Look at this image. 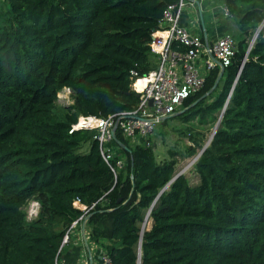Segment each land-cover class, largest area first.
Returning <instances> with one entry per match:
<instances>
[{
    "label": "trees",
    "instance_id": "obj_1",
    "mask_svg": "<svg viewBox=\"0 0 264 264\" xmlns=\"http://www.w3.org/2000/svg\"><path fill=\"white\" fill-rule=\"evenodd\" d=\"M179 1L0 0V264H54L83 215L112 264H138L155 201L141 264H264V33L248 52L264 0H224L236 54L215 89L220 68L182 107L193 105L183 116L202 128L222 115L195 164L199 183L182 174L158 197L178 173L176 159L158 161L155 140L135 144L118 130L107 163L95 131L70 133L80 115L138 106L132 84L158 66L151 35ZM65 87L74 103L58 114ZM31 199L41 212L30 221Z\"/></svg>",
    "mask_w": 264,
    "mask_h": 264
},
{
    "label": "built area",
    "instance_id": "obj_2",
    "mask_svg": "<svg viewBox=\"0 0 264 264\" xmlns=\"http://www.w3.org/2000/svg\"><path fill=\"white\" fill-rule=\"evenodd\" d=\"M210 0H180L163 12L160 26L151 35L149 43L151 52L158 58V66L146 76L138 77L132 84V89L139 96L138 106L129 111H122L108 116L80 115L77 123L73 124L70 133L75 130L95 131L94 139L99 142L100 151L107 163L115 154V148L110 143L115 140L113 131L116 129L132 139L135 144L146 142L150 145V136L154 137L159 127L168 117L178 113L189 97L201 91L210 73L217 68L228 67L236 54L237 42L230 34L214 41L203 39L201 34H194L185 24L187 11L197 7L199 14L197 23L200 28L201 5ZM226 16L229 13L224 8ZM201 31V28H200ZM264 32V21L258 29V34ZM205 38V37H204ZM132 74L138 76L137 72ZM66 95L59 99L64 103L71 101L72 90L65 87ZM152 101V104H151ZM119 167L123 161L117 162ZM115 171V169L113 168ZM75 205L83 210L87 207L76 202ZM32 203L27 218L33 220L38 215V209ZM88 211V210H87ZM86 211V212H87ZM88 216H81L74 221L63 237L61 248L72 240V231L82 224L87 226ZM57 254L54 264H70ZM102 264H112L109 256L103 252Z\"/></svg>",
    "mask_w": 264,
    "mask_h": 264
},
{
    "label": "rangeland",
    "instance_id": "obj_3",
    "mask_svg": "<svg viewBox=\"0 0 264 264\" xmlns=\"http://www.w3.org/2000/svg\"><path fill=\"white\" fill-rule=\"evenodd\" d=\"M205 7H207V4H205ZM207 15V14H206ZM190 18L193 20L194 14H190ZM206 19V17H205ZM208 26L210 24L208 23ZM230 35L234 36L236 40L238 39L237 34L234 31H228ZM264 33V32H263ZM62 97L66 95V92L64 90L61 91ZM208 94V93H206ZM205 94V95H206ZM207 96V95H206ZM71 101L67 104L64 103L62 100H57V112L58 114H62L63 109L65 107H68L74 103L73 100V94L70 95ZM193 106V105H192ZM190 107L182 108L178 113L181 114V111L185 110L187 111ZM184 111V112H185ZM177 113L176 116L168 118L165 123H163L158 131L155 133L154 137H152V140H155V148L156 152L158 154V161L161 163L165 162L167 160L176 159L177 161V173L183 174L191 184L195 185L199 183V176L195 169V164L199 160L198 156L202 152L203 148L207 146L208 141L210 140L215 127H198L197 119L195 118L192 122H188L183 115ZM216 126V125H215ZM151 138V136H150ZM132 141V139L130 138ZM195 140H198L200 142V145L195 144ZM195 147V151L192 153L189 150V147ZM90 147V142L86 143L80 148V152H87ZM34 203L36 208L38 209V215L41 212V204L40 202L31 199L27 204L24 206V211L26 214H28V211ZM36 216V218L38 217ZM35 219V218H33ZM145 220V219H144ZM31 221V220H30ZM143 224H141V229H143ZM152 225V219L149 218L148 223L146 224V228L144 230H148L151 228ZM79 228V227H78ZM80 229V228H79ZM81 230V229H80ZM72 240L69 244L65 245V248L63 250V254L61 255L64 257V253L71 247V245H74V240H80L79 244L84 245L87 249L86 242L83 239V236H81L80 233H78L77 230L72 231ZM88 238V237H87ZM89 243L91 244L90 240L88 239ZM91 253L87 252L88 256L93 253L94 258H96L102 249L96 246L91 245Z\"/></svg>",
    "mask_w": 264,
    "mask_h": 264
},
{
    "label": "crops",
    "instance_id": "obj_4",
    "mask_svg": "<svg viewBox=\"0 0 264 264\" xmlns=\"http://www.w3.org/2000/svg\"><path fill=\"white\" fill-rule=\"evenodd\" d=\"M201 8L202 12L199 16L201 19V31L197 23L198 15L196 14H199L198 11L200 8H192L187 11L185 24L192 33L196 35L199 33L204 36L205 39L207 35V39H209L210 41H214L217 38L222 37L223 33L227 30H232L234 32L237 30L236 22L230 16H226L224 12V0H210L207 7H205V4H202ZM203 12L204 14H210V16H206L205 19V17L203 16ZM191 13L194 14L193 20L190 18ZM208 23L210 24V26H208ZM212 27V31L208 33L207 30L211 29ZM79 228H77V231L81 234V236H83V239L86 242L87 249L84 245H81V243L79 244L80 240H74V245H71V247L64 253L63 259L70 264H102L100 257L103 251H101L96 258H94L93 253L89 256L87 254L88 250L91 253V245L98 247L93 243H89L87 238L89 236L88 227L82 224L81 226H79Z\"/></svg>",
    "mask_w": 264,
    "mask_h": 264
},
{
    "label": "water",
    "instance_id": "obj_5",
    "mask_svg": "<svg viewBox=\"0 0 264 264\" xmlns=\"http://www.w3.org/2000/svg\"><path fill=\"white\" fill-rule=\"evenodd\" d=\"M257 34H258V31L256 32V34H255V36H254V38H253V40H252V42H251V44H250V47H249V49H248V52L251 50V48H252V46L254 45V43H255L257 37L259 36V35H257ZM206 39H207V35H206ZM223 71H224V69L222 68V69H221V72H220V74H219V77H218V79H217V81H216V83H215L213 89H215V88L217 87V85H218V83H219V81H220V79H221V77H222V75H223ZM240 73H241V70H240V72H239V74H238V78H239ZM213 89H212V90H213ZM210 92H211V91H210ZM210 92H208V94H210ZM208 94H206V95H208ZM206 95H204L203 97H205ZM151 104H152V101H151ZM184 111H185V110L181 111V113H183ZM223 112H224V110H223ZM178 114H179V113H178ZM222 114H223V113H222ZM176 115H177V113L174 114V115H172V116H170V117H168V118L174 117V116H176ZM221 117H222V115H221ZM221 117H220L218 123H217L216 126H215L214 132H213V134H212L210 140L208 141L207 146L203 148L202 152L200 153V155H199L198 157H200V156L202 155V153L205 151V149H206V148L210 145V143L212 142V140H213V138H214V135H215V133H216V131H217L219 125H220ZM168 118H167V119H168ZM113 134H114V139L117 141V137H116V129L113 131ZM120 145H122V146H124V148L128 149V147L125 146V145H123L122 143H120ZM180 175H181V174H176L175 177H174V178L168 183V185H166L165 188H163V189L161 190V192H160V194L158 195V197H159V196H160V195H161V194H162V193H163V192L169 187V185L171 184V182H173L175 179H177ZM157 199H158V198H157ZM157 199H156V200H157ZM155 203H156V201L153 203V205H152L151 208L149 209V211H148V213H147V215H146V217H145V220H144L143 229L141 230V238H140V244H139V249H138V258H139V259H138V264H141V263H142V238H143V234H144V231H145L144 229L146 228V224H147L148 221H149L150 213H151V210H152V208L154 207Z\"/></svg>",
    "mask_w": 264,
    "mask_h": 264
},
{
    "label": "bare ground",
    "instance_id": "obj_6",
    "mask_svg": "<svg viewBox=\"0 0 264 264\" xmlns=\"http://www.w3.org/2000/svg\"><path fill=\"white\" fill-rule=\"evenodd\" d=\"M199 158V157H198Z\"/></svg>",
    "mask_w": 264,
    "mask_h": 264
}]
</instances>
